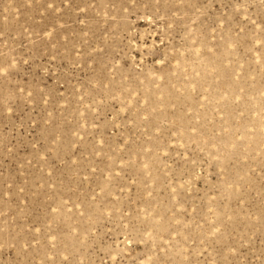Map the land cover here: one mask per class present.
<instances>
[{
    "label": "rangeland",
    "instance_id": "374dc122",
    "mask_svg": "<svg viewBox=\"0 0 264 264\" xmlns=\"http://www.w3.org/2000/svg\"><path fill=\"white\" fill-rule=\"evenodd\" d=\"M0 264H264V0H0Z\"/></svg>",
    "mask_w": 264,
    "mask_h": 264
}]
</instances>
